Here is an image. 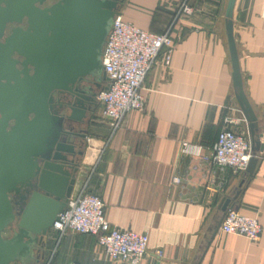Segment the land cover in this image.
<instances>
[{
    "label": "crops",
    "instance_id": "0c3cea01",
    "mask_svg": "<svg viewBox=\"0 0 264 264\" xmlns=\"http://www.w3.org/2000/svg\"><path fill=\"white\" fill-rule=\"evenodd\" d=\"M182 1L123 0L118 15L124 21L152 33L170 28V61L164 65L159 53L140 88L143 110L128 112L112 133L97 103L72 193L87 180L111 226L148 235L138 264H264V230L250 241L218 229L204 251L221 215L218 205L236 190L228 207L255 217L264 229V0H235L232 10L243 88L263 145L250 176L211 162L225 118L249 138L232 88L227 0H187L190 14L176 17ZM182 143L190 147L186 153L179 152ZM50 232L43 260L54 248ZM70 263L129 264L111 261L95 236L68 232L52 264Z\"/></svg>",
    "mask_w": 264,
    "mask_h": 264
},
{
    "label": "water",
    "instance_id": "95a60500",
    "mask_svg": "<svg viewBox=\"0 0 264 264\" xmlns=\"http://www.w3.org/2000/svg\"><path fill=\"white\" fill-rule=\"evenodd\" d=\"M234 1L227 0L225 31L233 94L250 140V176L263 145L243 88ZM122 2L0 0V264H41L37 253L43 258L45 239L72 193L76 155L83 154L77 147L85 142L96 95L106 88L103 48ZM64 93L70 99L62 103ZM237 193L218 205L221 215L204 251ZM17 196L23 204L15 210Z\"/></svg>",
    "mask_w": 264,
    "mask_h": 264
},
{
    "label": "built area",
    "instance_id": "2783aa9c",
    "mask_svg": "<svg viewBox=\"0 0 264 264\" xmlns=\"http://www.w3.org/2000/svg\"><path fill=\"white\" fill-rule=\"evenodd\" d=\"M186 1L180 3L176 17L181 13L190 14ZM172 49L170 28L163 33H152L116 15L102 55L106 88L96 95L110 133L121 126L128 112L143 110L144 97L140 94V88L145 76L161 51V61L167 66ZM233 122L230 117L225 118V126L212 147L211 162L222 171L238 174L245 171L252 152L248 136L230 127ZM189 150V145L182 143L179 152L186 153ZM172 180L179 182L177 176ZM263 230L255 217L241 214L234 208H227L219 226L222 233L242 235L250 241H255ZM50 231L54 248L47 259H42L41 264H52L59 241L68 232L95 236L98 246L111 261L138 264L147 253L148 235L111 226L104 216L102 200L87 190V180L76 192L71 193ZM155 254L161 256L162 253L156 250Z\"/></svg>",
    "mask_w": 264,
    "mask_h": 264
},
{
    "label": "flooded vegetation",
    "instance_id": "af4514ba",
    "mask_svg": "<svg viewBox=\"0 0 264 264\" xmlns=\"http://www.w3.org/2000/svg\"><path fill=\"white\" fill-rule=\"evenodd\" d=\"M87 86H88V83H87V82H83V87L86 88ZM94 90H95V88H94ZM60 98H61L60 101H61L62 103H64V102H66L68 99H70V96H69L68 93H64V94H62V95L60 96ZM83 147H84V143L80 142V143L78 144V147H77V151H78V153L81 152V151L83 152ZM81 156H82V154H81V155H80V154L76 155V158H78V161H80ZM22 204H23V201H22L21 197L17 196V197L15 198V200H14V209H15V210H18L19 207H20ZM37 255H38V257L40 256V263H41V261H42L41 255H42V254H41L40 252H38Z\"/></svg>",
    "mask_w": 264,
    "mask_h": 264
},
{
    "label": "rangeland",
    "instance_id": "374dc122",
    "mask_svg": "<svg viewBox=\"0 0 264 264\" xmlns=\"http://www.w3.org/2000/svg\"><path fill=\"white\" fill-rule=\"evenodd\" d=\"M84 183V182H83ZM88 190V189H87ZM89 191V190H88ZM47 238V237H46ZM54 242V241H53ZM55 244V243H54ZM50 255V254H49ZM49 255L46 257V258H44V259H47L48 257H49Z\"/></svg>",
    "mask_w": 264,
    "mask_h": 264
}]
</instances>
